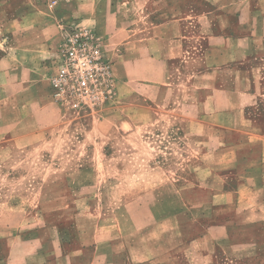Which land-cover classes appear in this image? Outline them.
Returning <instances> with one entry per match:
<instances>
[{"label":"crops","instance_id":"obj_1","mask_svg":"<svg viewBox=\"0 0 264 264\" xmlns=\"http://www.w3.org/2000/svg\"><path fill=\"white\" fill-rule=\"evenodd\" d=\"M75 20L106 40L116 69L115 117L124 115L131 131L139 110L142 132L179 134L176 171L187 184L173 185L175 193L203 198L185 203L204 214L196 223H174L200 230L189 247L204 244V264H218L216 246L221 264H264L257 248L264 245V0H0V148L49 144L76 113L51 101L46 82L61 28ZM141 147L144 164L159 157L151 144ZM159 159L148 175L169 178L167 158ZM233 230L259 231L250 239ZM28 238L0 250V264L152 262L115 252L110 228L69 201L64 218Z\"/></svg>","mask_w":264,"mask_h":264},{"label":"rangeland","instance_id":"obj_2","mask_svg":"<svg viewBox=\"0 0 264 264\" xmlns=\"http://www.w3.org/2000/svg\"><path fill=\"white\" fill-rule=\"evenodd\" d=\"M74 22L88 26L83 21ZM88 27L102 38L106 54L113 62L115 99L104 106L72 110L76 113L65 121L66 129L49 135L53 137L49 144H5L0 148V250L6 252L15 237H20V242L26 244L29 234L38 230V225H53L64 218V201H69L71 206L93 211L96 220L99 219L106 229L110 228L116 238L113 248L117 253L125 252L135 258L150 257V264H198L200 259L202 263L199 264L208 263L202 252L204 244L189 247L190 240L200 230L174 227V223L194 224L204 215L185 209L186 201L197 204L203 198L188 196L185 200L176 195L173 187L187 184L182 178L178 180L180 173L176 171L180 170L176 163L182 159V150L174 145L181 142L179 134L142 132L139 110L133 114L134 130L131 131L122 124L124 115L120 113L115 117L114 110L119 108L115 105L114 60L106 40L95 28ZM64 28H61L54 54ZM46 82L50 99L55 103ZM59 106L66 111L64 106ZM142 144H151L152 151L159 157L155 155L149 164H144L142 161L147 153ZM159 158H167L162 167L167 169L169 178L148 175ZM171 173L175 174V180H171ZM66 190L81 195L66 198ZM214 216L219 219L222 214L214 213ZM56 229L63 235L62 225H56ZM47 231L43 229V236L48 234ZM258 231L244 234L233 230V234L234 237L245 235L254 239L258 237ZM8 237L9 241L6 240ZM258 243V252L262 253L264 250L260 249H264V245L262 241ZM213 250L221 264L219 258L223 250L219 246Z\"/></svg>","mask_w":264,"mask_h":264},{"label":"built area","instance_id":"obj_3","mask_svg":"<svg viewBox=\"0 0 264 264\" xmlns=\"http://www.w3.org/2000/svg\"><path fill=\"white\" fill-rule=\"evenodd\" d=\"M47 81L52 100L67 109L95 108L115 99L113 62L102 38L81 22L64 28Z\"/></svg>","mask_w":264,"mask_h":264}]
</instances>
